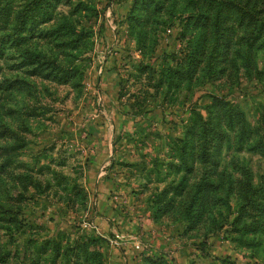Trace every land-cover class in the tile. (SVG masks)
I'll return each instance as SVG.
<instances>
[{
	"label": "rangeland",
	"instance_id": "1",
	"mask_svg": "<svg viewBox=\"0 0 264 264\" xmlns=\"http://www.w3.org/2000/svg\"><path fill=\"white\" fill-rule=\"evenodd\" d=\"M147 1L61 0L40 30L68 33L0 46V264H264V230L233 223L260 219L242 195L264 203V47L247 68L235 26L226 62L174 77L207 48L197 11ZM214 96L245 130L203 163L190 129Z\"/></svg>",
	"mask_w": 264,
	"mask_h": 264
},
{
	"label": "trees",
	"instance_id": "2",
	"mask_svg": "<svg viewBox=\"0 0 264 264\" xmlns=\"http://www.w3.org/2000/svg\"><path fill=\"white\" fill-rule=\"evenodd\" d=\"M61 0H27L26 4L18 6L13 4V0H0V46L8 41H16L22 43L23 40L36 35L61 37L70 31L71 24H60L50 30H40V25L49 22L53 17L52 9ZM194 3L193 8L197 13L189 16L190 23L202 27L200 37L205 39L207 48L201 49V40L198 38L195 53L190 57H185L180 61L181 70L174 71V77L180 78L182 76L189 77L196 69L201 67L204 61L207 64V58L211 57L214 61L220 59L226 62L232 54V43L227 37L233 32L235 26L243 27L249 30V37L245 39L247 45L246 51L242 47L235 48L234 54L239 58L246 60L247 68H255L254 57L259 49L264 47V20L258 24L264 11L257 8L256 2L260 0H247L246 4L249 10L245 9L235 2V0H188ZM261 4L264 0H261ZM133 10L138 8L149 7L147 0H135L133 3ZM253 4H256L254 7ZM15 5V6H14ZM16 7V8H15ZM65 21V20H64ZM12 30V33L10 31ZM28 34H25L27 33ZM29 35V36H28ZM232 35V34H231ZM212 46V47H211ZM207 51V53H206ZM213 51L217 54L213 56L208 53ZM246 54L245 57L243 56ZM206 59V60H205ZM47 67V66H46ZM38 73H44L45 68L39 66L34 69ZM54 73V69L51 72ZM8 89L2 82H0V90ZM208 116L204 118L199 116L193 123L190 133L199 138V156L203 163L211 161L212 156L216 155L222 148L226 141V133L223 126L230 130H235L237 127L245 130L244 114L238 112L234 107L229 106V103L216 96L212 97V102L207 106ZM243 123V124H242ZM259 147H263V140L259 138ZM186 147V146H184ZM186 149L183 148V151ZM3 154H8L7 149L3 150ZM184 151V152H185ZM242 208L240 214L249 213L250 205L255 206L259 213V218L253 221L252 224H245L242 217L236 218L234 224H242L245 230H264V203L252 198L249 194L242 195ZM262 224L258 223V220Z\"/></svg>",
	"mask_w": 264,
	"mask_h": 264
}]
</instances>
